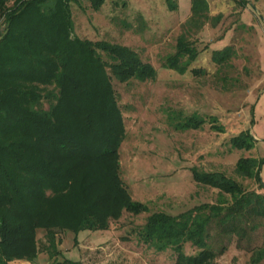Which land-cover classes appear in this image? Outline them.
Masks as SVG:
<instances>
[{"label":"trees","instance_id":"obj_1","mask_svg":"<svg viewBox=\"0 0 264 264\" xmlns=\"http://www.w3.org/2000/svg\"><path fill=\"white\" fill-rule=\"evenodd\" d=\"M80 1L0 0V264H38L42 248L51 264H88L63 256L57 231L107 229L125 211H149L146 202L132 198L121 175L126 132L113 80L147 81L157 69L127 44L75 35L71 5ZM84 1L100 10L105 0ZM165 2L170 10L178 5ZM189 2L174 49L161 58L162 67L177 73L202 71L192 66L201 51L193 33L206 23L216 26L223 16L210 13L208 0ZM237 2L241 13L255 12V2ZM136 19L144 24L142 14ZM232 53L231 45L214 47L210 58L220 66ZM175 119L176 130L201 123L195 112ZM254 140L244 129L229 142L249 150ZM262 162L240 156L234 171L262 189ZM191 170L195 181L218 188L217 201L176 214L154 210L138 227L139 239L157 250L172 248L174 264H210L226 250V239L247 244L251 264L264 259V243L252 241L257 219L264 218V190L249 189L225 172L196 165ZM186 242L194 251L186 250Z\"/></svg>","mask_w":264,"mask_h":264},{"label":"rangeland","instance_id":"obj_2","mask_svg":"<svg viewBox=\"0 0 264 264\" xmlns=\"http://www.w3.org/2000/svg\"><path fill=\"white\" fill-rule=\"evenodd\" d=\"M189 1L176 0L175 10L168 9L165 0H105L100 10L84 0L71 5L75 35L127 44L150 60L158 75L147 81L113 80L126 132L119 151L121 175L132 198L146 202L149 211L138 215L125 211L107 229H83L76 235L71 230L57 231V247L65 257L88 264H174L172 248L147 245L137 230L154 210L176 214L201 202L217 201L218 188L194 180L195 165L225 172L249 189L264 190V0H250L255 2V12L246 8L242 13L237 0H208L210 13L223 16L216 26L206 23L193 33L201 51L192 66L202 71L177 73L162 67L161 58L174 49L181 24L188 18ZM138 13L144 24L137 22ZM225 45H231L234 54L218 66L210 58L211 49ZM194 112L201 120L197 127L176 130L172 126L179 113ZM244 129L254 136V146L232 147L230 138ZM244 155L263 159L262 189L253 178L234 171ZM257 220L252 241L262 245L264 218ZM37 234L42 247L44 229ZM185 244L187 251H194ZM246 245L239 247L234 239H226V250L210 264H251ZM50 261L42 248L36 263ZM257 264H264V259Z\"/></svg>","mask_w":264,"mask_h":264},{"label":"crops","instance_id":"obj_3","mask_svg":"<svg viewBox=\"0 0 264 264\" xmlns=\"http://www.w3.org/2000/svg\"><path fill=\"white\" fill-rule=\"evenodd\" d=\"M11 264H25V263L21 260H13Z\"/></svg>","mask_w":264,"mask_h":264}]
</instances>
